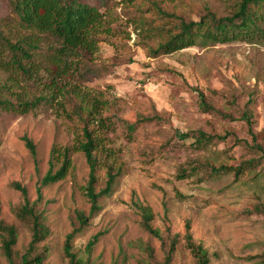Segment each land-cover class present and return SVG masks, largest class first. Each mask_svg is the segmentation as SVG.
<instances>
[{
    "label": "rangeland",
    "instance_id": "1",
    "mask_svg": "<svg viewBox=\"0 0 264 264\" xmlns=\"http://www.w3.org/2000/svg\"><path fill=\"white\" fill-rule=\"evenodd\" d=\"M82 1L103 14L94 50L78 49L61 59L53 36L23 26L10 0H0L3 35L11 43L32 45L31 59L21 58L27 70L0 63L1 94L13 103L46 98L25 113L0 107V220L17 230L12 264L20 263L32 238L30 222L15 216L23 203L15 182L26 188L48 228L34 252L47 249L44 264H69L66 235L77 226L75 211L87 213L89 207L83 153L70 154L67 175L41 187L40 198L37 188L49 168L52 146L82 139V123L74 113L81 100H98L99 115L111 123L100 133L114 151L113 171L118 173L111 195L99 200V212L72 237L73 252L90 264L162 262L177 234L169 264H196L183 240L188 222L210 264H264V157L253 147L264 148V20L245 40L198 39L193 46L153 56L149 49L164 39L159 28L174 31L179 21H199L207 12L230 16L241 0ZM0 57L9 62L11 53ZM199 93L211 110L201 109ZM244 111L251 114L254 139ZM145 117L151 119L138 122ZM129 124H135L133 130ZM198 130L220 138L194 147L190 135ZM23 136L35 145V159ZM97 157L99 190L106 179L102 164L111 159ZM250 159L253 164L236 174L233 168ZM219 166L228 169L216 171ZM134 202L150 207L151 225L161 238L141 227ZM96 233L98 240L86 254ZM0 264H11L1 249V235Z\"/></svg>",
    "mask_w": 264,
    "mask_h": 264
},
{
    "label": "trees",
    "instance_id": "2",
    "mask_svg": "<svg viewBox=\"0 0 264 264\" xmlns=\"http://www.w3.org/2000/svg\"><path fill=\"white\" fill-rule=\"evenodd\" d=\"M10 4L23 26L38 28L40 31L49 33L59 42L55 55L61 57V59L73 54L78 49L94 50L95 33H97L103 22V14L96 6L82 0H10ZM160 12L165 16L167 15L161 10ZM40 13L43 16H38ZM259 20H264V0H241L238 9L230 16L216 18L212 13L207 12L199 21H179L174 31L170 29L164 31L162 28H159L157 33L164 36V39L156 48L149 49V54L155 56L157 54H167L181 50L195 45L198 39L211 43H228L236 40H245L251 37L256 30L259 31L257 25ZM144 29L148 31L147 27ZM31 47L32 45L25 40L11 43L0 30V56L5 51L11 53L9 62L3 61L0 57V63L16 66L23 71L27 70L24 64H22L21 58L31 59L29 50ZM3 89L4 86H0V107L4 110L25 113L35 108L42 99H46L39 97L30 102L20 101L13 103L9 99L3 98L1 94ZM199 99L202 110L208 111L212 109L205 101L202 93H199ZM98 104V100L91 103H84L81 100L76 106L74 113L82 123V139L71 146H52L48 160L49 168L41 179L40 186L37 188V198H40L41 187L59 181L67 175L71 167L70 154L76 151L83 153L89 168L84 187V195L89 203V207L87 213L83 210L75 211L77 226L66 235L64 255L68 259L69 264H90L87 259L78 256L72 251L70 242L72 237L85 228L89 220L99 212L101 208L99 200L102 197L111 195L118 173V169L116 172L113 171V163H115L114 151L106 145L105 138L100 133L102 129H109L111 123L99 115ZM242 117L247 124L248 133L254 139V134L251 131V114L244 111ZM150 119L147 117L140 118L138 122ZM134 126L135 124H129L127 128L133 130ZM190 136L193 138L191 145L197 148L204 147L215 138H220V136L209 135L201 130L196 131ZM23 140L31 156L35 159L36 150L32 140L27 136H23ZM253 147L264 157V148L260 144H253ZM98 154L104 160L111 159V162L109 164L103 162L102 165L106 169L105 184L102 188L96 190L99 172ZM253 162L254 160L252 159L243 161L233 169L238 174L243 169H247ZM56 165L58 167L54 169ZM227 169L225 166H219L216 171ZM12 186L19 190L23 197V203L15 211V216L20 221L30 222L32 231L31 241L26 253L21 256L19 264H44L47 249L43 248L39 252H34V250L35 245L47 236L48 228L42 222L40 215L34 210L33 204L30 203L26 188L17 182L13 183ZM133 205L140 214L141 227L153 237L161 238L160 230L151 225L153 214L150 207L139 202H134ZM0 235L3 254L12 264V249L17 240V230L14 225L6 224L0 220ZM99 235L100 233H96L88 240L85 246L86 254L90 253ZM177 237L178 235L174 234L170 242L169 252L162 262L149 264H169L170 254L173 252L174 245L178 240ZM183 240L185 247L195 257L196 264H210V257L206 248L200 242L196 243L193 241L188 222L185 225ZM145 250L149 251V246H145Z\"/></svg>",
    "mask_w": 264,
    "mask_h": 264
}]
</instances>
